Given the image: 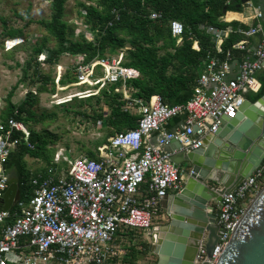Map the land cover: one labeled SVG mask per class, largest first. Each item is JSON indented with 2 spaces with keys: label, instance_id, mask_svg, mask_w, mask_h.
<instances>
[{
  "label": "built area",
  "instance_id": "obj_1",
  "mask_svg": "<svg viewBox=\"0 0 264 264\" xmlns=\"http://www.w3.org/2000/svg\"><path fill=\"white\" fill-rule=\"evenodd\" d=\"M82 13L86 15L84 9ZM255 15L257 19L263 18L259 8L255 9ZM160 17L158 13L151 14L153 20ZM200 28L213 38L215 51L208 54L190 99L182 104L169 105L160 95H153L148 101L134 97L135 91L128 81L138 78L139 72L125 67L122 52L116 57L90 62H86L85 55L72 56L77 82L70 86L90 87L75 95H98L104 88L115 85V92L122 94L125 102L124 111L139 116L137 126L116 133L108 144L99 146V159L69 158L64 154L62 158L56 157L55 166L31 179L32 195L27 202L18 201L14 211L0 209V264H112L119 253L117 238L137 230L147 231L152 245L164 225L155 224L164 218V200L182 191L190 173L184 164H175L172 156L204 147L206 139L221 130L223 120L236 118L248 96L258 94L262 88L258 79V73L264 70L261 24L241 31L244 38L227 51L224 44L232 29L204 25ZM92 32L84 36L96 45V32L94 35ZM80 33L77 31L76 35ZM171 33L181 44L183 24L172 21ZM257 34L262 35V40L252 48L249 38ZM5 42L9 51L24 39ZM198 47V41H194L193 48L199 50ZM43 53L38 56L40 63L48 60ZM235 53L241 56L233 71ZM58 68L57 85L62 78V67ZM30 136L27 126L14 117L0 121V201L10 181L5 164L22 142L33 147ZM173 142H178L181 148L166 151ZM263 187L264 160L218 203L215 224L222 229L221 236L211 255L206 249V239L202 241L194 264L218 263L246 214L248 201Z\"/></svg>",
  "mask_w": 264,
  "mask_h": 264
},
{
  "label": "trees",
  "instance_id": "obj_2",
  "mask_svg": "<svg viewBox=\"0 0 264 264\" xmlns=\"http://www.w3.org/2000/svg\"><path fill=\"white\" fill-rule=\"evenodd\" d=\"M45 1L51 3V18L41 21L40 25L56 41L57 46L48 51L43 44L38 45L34 48L31 64L27 63L29 68L32 67V63L37 67L36 76L42 81L38 88L40 93L49 92L47 85L50 82L55 88L54 81L49 76H42L38 70L40 64L37 57L41 53L49 54L47 62L56 65L64 54L85 55L86 62H90L127 48L124 55L125 67L139 72L138 78L128 81V86L135 91L133 96L148 101L151 96L160 95L169 105L182 104L190 99L208 54L215 51L213 38L205 30H201L200 26H215L222 29L232 26L234 31L224 44L226 51L242 38L240 32L247 29L238 22L223 21L228 12H242L244 0H87L91 5L84 4L86 15L81 12L80 16L85 19V24L90 26L89 29L97 33L95 36L97 42L94 45L86 40L84 34L74 37V27L64 19L67 0ZM152 13H158L161 17L153 20ZM174 20L180 21L184 26L180 45L178 39L171 33V22ZM3 30L5 38L24 37L22 29L9 28L5 21ZM48 41L50 38H45L44 42ZM194 41H198L200 50L192 48ZM75 82L77 73L74 69H69L63 75L61 84ZM115 88V85L104 88L98 95L87 98V100L95 98L99 102L101 99H108L111 105H115L113 113L105 117V123L110 130L109 138L116 133L135 128L139 119L138 115L121 108L125 102L122 100V94L115 92ZM11 95L7 101V109L0 116L1 122L14 117L25 125L42 124L49 118L48 115L37 116L33 111L36 103L33 94H28L19 105L11 102ZM263 95L264 82L260 92L249 95L248 98L256 101ZM76 114L80 115L82 112ZM30 133V143L33 147L30 148L22 142L5 164V169L14 170L15 177L19 179L22 199L28 198L32 193L31 187L27 188L26 184V176L28 177L29 173L26 171L24 158L30 155L45 160L46 168L35 175L55 166L54 153L47 148L46 137L32 130ZM15 136L19 137L20 134ZM108 139L106 143H109ZM98 147L97 145L94 151H88L87 157L99 159Z\"/></svg>",
  "mask_w": 264,
  "mask_h": 264
},
{
  "label": "water",
  "instance_id": "obj_3",
  "mask_svg": "<svg viewBox=\"0 0 264 264\" xmlns=\"http://www.w3.org/2000/svg\"><path fill=\"white\" fill-rule=\"evenodd\" d=\"M213 139L199 150L172 156L175 164H189L191 171L182 191L166 203L170 222L160 226L152 243L157 264H194L205 239L209 255L213 253L222 229L210 205L221 203L264 160V95L246 99L236 118H225ZM172 144L181 148L178 142ZM19 199V179L14 178L0 209L9 210ZM248 204L217 264H264V187Z\"/></svg>",
  "mask_w": 264,
  "mask_h": 264
},
{
  "label": "rangeland",
  "instance_id": "obj_4",
  "mask_svg": "<svg viewBox=\"0 0 264 264\" xmlns=\"http://www.w3.org/2000/svg\"><path fill=\"white\" fill-rule=\"evenodd\" d=\"M84 4L87 5L89 2L67 0L65 4L64 19L74 27L75 38L77 31L81 32V35L91 31L90 26L85 24V19L80 16ZM51 13V3L45 0H0V116L7 109V101L11 94V102L15 105L24 101L28 94H33L36 101L33 111L37 116L48 115L49 118L42 124L28 123L27 128L46 137L47 148L53 150L54 159L60 156L62 158L63 154L69 158L87 157L88 151H94L97 145L102 146L107 142L110 130L105 123V117L113 113L115 105H111L108 99H101L99 102L95 98L87 100L88 97L85 99L82 96L77 97L79 91L90 88L87 85L56 84L60 70L58 67H62L63 78L66 71L75 65V58L67 54L62 55L56 65L49 62L40 63L37 57L40 64L38 70L42 76H49L55 85V88L52 82L47 85L49 92L38 91L42 81L36 76L37 67L32 63V67L29 68L27 63L31 64L34 48L38 45L43 44L48 51L57 46L56 41L40 25L41 21L50 20ZM4 21L9 28L22 29L24 32V37L21 38L24 42L9 51L6 49L5 41L11 38L4 37ZM48 37L50 41L45 43L44 40ZM126 50L127 48L123 51L119 50L109 57H116L121 52L125 55ZM43 54L49 55L46 52ZM24 163L26 171L30 174L26 176V184L29 188L30 177L46 168V163L44 159L30 155L24 158ZM183 166L187 167V165ZM165 219V222L169 223L170 218L167 215ZM165 222L159 218L155 224ZM130 233L117 238L115 245L119 253L112 264H157L158 256L153 252L147 231L137 230Z\"/></svg>",
  "mask_w": 264,
  "mask_h": 264
},
{
  "label": "crops",
  "instance_id": "obj_5",
  "mask_svg": "<svg viewBox=\"0 0 264 264\" xmlns=\"http://www.w3.org/2000/svg\"><path fill=\"white\" fill-rule=\"evenodd\" d=\"M256 8H259L260 10H261V12H262V14H263V18L262 19H257L256 18V15H255V9ZM223 21H225V22H238L240 25H242V26H246L247 27V29L246 30H243V31H247V30H250L252 27H254V26H256L257 24H261V26H262V29H263V32H264V0H246V2L244 3V9H243V11L242 12H228L227 14H226V16L224 17V20ZM227 28H230V29H232L233 31H234V29H233V27L232 26H228ZM80 36V35H79ZM79 36H77V37H79ZM76 37V38H77ZM244 38V36H243V34H242V38L241 39H243ZM240 39V40H241ZM262 40V35L261 34H257V35H254V36H252V37H250L249 38V42H250V45H251V47L252 48H254V47H257L258 45H259V43H260V41ZM178 45H180V44H178ZM193 48V47H192ZM199 48V50H200V46L198 47ZM193 49H195V50H197L198 51V49H196V48H193ZM71 56V55H70ZM109 56H111V55H107V57H109ZM240 56H241V53H235V62L232 64V70L233 71H235L236 70V68H237V60H239L240 59ZM258 79L261 81V83L263 84V82H264V70H262V71H260L259 73H258ZM196 83H197V81H196ZM60 84H61V82H60ZM72 84H74V83H72ZM70 85V84H69ZM95 96V95H94ZM90 97H92V96H90ZM86 97H84V99H85ZM89 98V97H88ZM250 100V99H249ZM214 137H209V138H207L206 139V141H205V146H206V143L207 142H211L212 140H214L213 139ZM153 142H155V139L153 140ZM166 151H168V152H174V151H176V150H178L177 149V146H176V144H170L169 146H167L166 148ZM184 165H187V167H185L188 171H191V167H190V165L189 164H184ZM8 172V175H9V177H10V180L11 179H14V178H16L15 177V173H14V171L13 170H8L7 171ZM40 172V171H39ZM36 175H33V176H31V179L33 178V177H35ZM187 178H188V176H187ZM187 178L185 179V181H187ZM185 184H186V182H185ZM19 185H20V183H19ZM185 186V185H184ZM32 191V190H31ZM31 195H32V193L28 196V198L27 197H25V198H21V195H20V199L18 200V201H24V202H27L29 199H30V197H31ZM18 201H16L12 206H11V208H12V210L14 211V210H16V208H17V202ZM166 205L167 204H165L164 202H163V208H162V212H163V214H164V218H163V221L165 222L166 221V219H165V217H166V212H165V209H166ZM218 203H212L211 205H210V208H212V210H214L215 212H216V210H217V208H218ZM10 208V209H11Z\"/></svg>",
  "mask_w": 264,
  "mask_h": 264
},
{
  "label": "flooded vegetation",
  "instance_id": "obj_6",
  "mask_svg": "<svg viewBox=\"0 0 264 264\" xmlns=\"http://www.w3.org/2000/svg\"><path fill=\"white\" fill-rule=\"evenodd\" d=\"M247 99H250V98H247ZM19 189H20V185H19ZM20 195H21V189H20ZM169 201V197L166 199V200H164V203L166 204L167 202ZM165 212H166V209H165ZM166 215H167V212H166ZM168 216V215H167ZM169 222H170V220H169ZM164 225L165 224H168V222H165V223H163Z\"/></svg>",
  "mask_w": 264,
  "mask_h": 264
},
{
  "label": "bare ground",
  "instance_id": "obj_7",
  "mask_svg": "<svg viewBox=\"0 0 264 264\" xmlns=\"http://www.w3.org/2000/svg\"><path fill=\"white\" fill-rule=\"evenodd\" d=\"M161 236L163 237V234Z\"/></svg>",
  "mask_w": 264,
  "mask_h": 264
}]
</instances>
